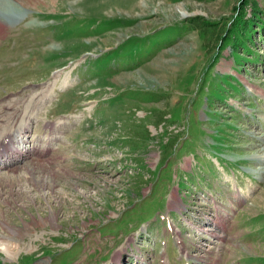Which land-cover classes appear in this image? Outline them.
I'll use <instances>...</instances> for the list:
<instances>
[{
	"label": "rangeland",
	"instance_id": "1",
	"mask_svg": "<svg viewBox=\"0 0 264 264\" xmlns=\"http://www.w3.org/2000/svg\"><path fill=\"white\" fill-rule=\"evenodd\" d=\"M7 1L0 264H264V0Z\"/></svg>",
	"mask_w": 264,
	"mask_h": 264
},
{
	"label": "bare ground",
	"instance_id": "2",
	"mask_svg": "<svg viewBox=\"0 0 264 264\" xmlns=\"http://www.w3.org/2000/svg\"><path fill=\"white\" fill-rule=\"evenodd\" d=\"M14 1H23V0H14ZM32 1H35V0H32ZM11 7H10V5H9V3H8V1L7 0H0V24H2V25H4L5 26V24H8V17L7 16H10V15H12L13 13L11 12V11H9L8 9H10ZM12 132H8V134H6L1 140H0V148L3 146V144H4V141H14L13 139V135L11 134ZM24 140V139H23ZM23 140H18L19 141V143H22V141ZM25 142H23V144H24ZM5 147L7 148V146L5 145ZM23 147H24V145H23ZM6 148H5V150H6ZM15 146H12L10 149L11 150H13L14 152H18V154H20V155H18L19 157H22V156H30V154H31V152L32 151H29V149L27 148V149H25L23 152H22V148L21 147H18V150H15ZM46 150H47V148H46ZM48 150H49V148H48ZM9 151V150H8ZM13 153V152H12ZM42 153V152H41ZM4 154H5V152H4ZM8 154V153H7ZM5 156V155H4ZM18 157V158H19ZM27 157V158H28ZM11 162H13V161H11ZM55 219L56 218H54V220H53V222L55 223ZM13 233V235H12V237L13 236H15L16 237V233L13 231L12 232ZM15 237H13L12 239H16ZM17 237H18V235H17Z\"/></svg>",
	"mask_w": 264,
	"mask_h": 264
}]
</instances>
